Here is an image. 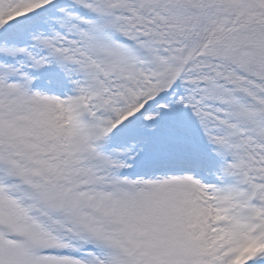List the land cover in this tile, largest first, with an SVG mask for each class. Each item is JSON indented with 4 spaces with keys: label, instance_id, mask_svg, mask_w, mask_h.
Instances as JSON below:
<instances>
[{
    "label": "snow or ice",
    "instance_id": "1",
    "mask_svg": "<svg viewBox=\"0 0 264 264\" xmlns=\"http://www.w3.org/2000/svg\"><path fill=\"white\" fill-rule=\"evenodd\" d=\"M0 264H264V0H0Z\"/></svg>",
    "mask_w": 264,
    "mask_h": 264
}]
</instances>
